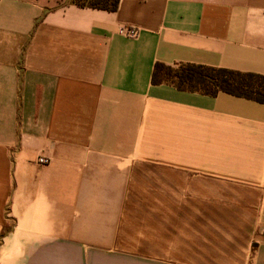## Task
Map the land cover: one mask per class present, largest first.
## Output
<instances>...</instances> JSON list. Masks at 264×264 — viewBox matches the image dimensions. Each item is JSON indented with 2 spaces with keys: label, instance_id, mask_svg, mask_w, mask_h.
I'll use <instances>...</instances> for the list:
<instances>
[{
  "label": "crops",
  "instance_id": "1",
  "mask_svg": "<svg viewBox=\"0 0 264 264\" xmlns=\"http://www.w3.org/2000/svg\"><path fill=\"white\" fill-rule=\"evenodd\" d=\"M157 63L264 76V0H0V264H264V104Z\"/></svg>",
  "mask_w": 264,
  "mask_h": 264
},
{
  "label": "trees",
  "instance_id": "2",
  "mask_svg": "<svg viewBox=\"0 0 264 264\" xmlns=\"http://www.w3.org/2000/svg\"><path fill=\"white\" fill-rule=\"evenodd\" d=\"M70 3L80 8L115 12L119 0H70ZM152 82L208 96L224 92L264 104L263 75L191 64L172 67L157 63L153 70Z\"/></svg>",
  "mask_w": 264,
  "mask_h": 264
},
{
  "label": "built area",
  "instance_id": "3",
  "mask_svg": "<svg viewBox=\"0 0 264 264\" xmlns=\"http://www.w3.org/2000/svg\"><path fill=\"white\" fill-rule=\"evenodd\" d=\"M121 33L124 34L125 36L129 37V38H134L138 35V30L133 29V28H123V29H121ZM39 162L41 164H46L48 162V160L45 158H41L39 160Z\"/></svg>",
  "mask_w": 264,
  "mask_h": 264
}]
</instances>
